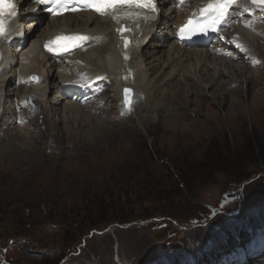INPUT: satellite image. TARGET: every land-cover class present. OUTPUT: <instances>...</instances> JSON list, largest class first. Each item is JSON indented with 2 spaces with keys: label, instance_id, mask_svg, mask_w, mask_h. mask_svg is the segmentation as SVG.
Segmentation results:
<instances>
[{
  "label": "rangeland",
  "instance_id": "374dc122",
  "mask_svg": "<svg viewBox=\"0 0 264 264\" xmlns=\"http://www.w3.org/2000/svg\"><path fill=\"white\" fill-rule=\"evenodd\" d=\"M263 30L245 46L250 56L224 37L226 58L243 65L217 81L160 80L158 90L169 87L152 96L161 109L151 114L152 132L123 111L115 83L107 98L117 110L93 112L103 118L94 122L116 126L104 133L60 105L36 118L20 83L1 109L0 264H46L66 252L62 264H264ZM218 38L208 49L222 47ZM158 42H150L154 57L143 56L147 70L160 62ZM177 85L184 89L169 96ZM91 90L76 96L98 107ZM16 125L33 138H9ZM95 222L110 223L88 227Z\"/></svg>",
  "mask_w": 264,
  "mask_h": 264
},
{
  "label": "bare ground",
  "instance_id": "6f19581e",
  "mask_svg": "<svg viewBox=\"0 0 264 264\" xmlns=\"http://www.w3.org/2000/svg\"><path fill=\"white\" fill-rule=\"evenodd\" d=\"M159 1L157 0V3ZM14 2L16 15L6 17L8 20L6 35L0 37V120L6 114L5 110L1 112L2 107L7 105L13 96H17L16 89L19 91L18 85L23 83V92L28 88L24 93V100H27L28 107L33 109L34 113L31 115L39 114L36 118L40 119L43 118L41 114H44V117L48 119V114H51L54 109L58 110L56 105H60L62 114L72 115L74 120L83 121L90 130H99L104 133L116 126L111 122H104L106 125H103V122H94L97 119L103 121V118L93 112L98 113L99 109H101V113L117 110L116 106L112 105L111 100L107 98L115 83L114 90L117 101L122 100V88L131 87L134 89L133 105L125 111L136 112L139 122L148 127L153 120L151 114L160 116L161 113V109L153 104L152 96H158L169 87L166 85L158 90L156 84L160 80H165V83L168 84V82L177 80L178 77L184 80L188 79L190 82H197L190 75L195 74L199 80L212 82L216 80L215 75L219 78L227 75L224 69L232 68L235 71L236 66L243 65L241 62L237 64L226 58L231 54L223 51V46H227V43L223 41L224 38L216 39V42L222 46L220 50L208 49L211 47L212 41L206 47L197 48L185 46L177 40L182 25L187 24L189 19H193L192 16L197 12L206 9L210 4H216L218 0H188L182 3L181 0H166L165 3L161 1L159 8L163 10L162 7L167 6L168 11H156L154 20L130 23L127 33L119 32L121 25L118 22L96 17L91 12L50 18L51 21H47L44 30L40 32L38 30L40 26H35L33 23L41 21L32 20L29 24L33 28V33L26 45L23 41L20 43L16 41L17 36L21 34V29H15V26L24 24L22 11L30 4V1L23 0L20 3L18 0H14ZM179 3H181L180 6H178ZM229 5L226 18L219 27V34L220 36H233L235 40L232 43H238L239 47H243L246 54L250 56L252 52L249 53L245 46L248 45L252 48L253 42L261 40L255 30L264 28V6L254 5L250 0H235ZM39 14L42 18L46 16L44 13ZM231 20H234L231 26L233 30H226L225 26ZM120 22H123L125 26L128 25L124 20ZM78 34L88 35L90 39L88 38L82 44L78 41H70V43L79 45L78 49L70 54L46 52L44 45L55 40L57 36ZM125 38L131 47L128 59H125L127 53L123 48ZM153 39L159 41L156 48H159V52H161L160 62L155 65L152 63V66L147 70L145 67L147 59L143 56L154 57L156 55V50L150 44ZM233 46L236 45L233 44ZM210 64H217L214 66V72L210 71ZM160 67L161 69L164 67L162 73L155 74ZM241 68L243 69V67ZM32 74L38 78L36 81L30 80ZM120 74H125L128 79H120ZM230 76L235 77L233 73ZM45 80H47V84H45ZM99 83L103 88L98 93L96 85ZM87 88L92 89L91 91L95 94L98 93L96 99L100 106L93 105L90 98L76 96L77 93ZM183 89L184 85H177V89L168 95L173 96ZM49 91L53 94L52 96L48 94ZM196 92H202L201 88ZM104 104L107 106L103 107ZM234 107H236L235 104ZM132 119L133 117H128L125 121L132 122ZM87 122H91L92 125ZM1 127L3 128V125L0 122V129ZM23 127V125H16L14 128L17 130L9 128L7 136L22 141L27 140L28 137L33 138L29 129L22 131ZM121 128L119 127V129ZM124 128L127 131L131 126ZM149 128H147V132H152ZM24 134L26 135L24 139L17 137V135L21 137Z\"/></svg>",
  "mask_w": 264,
  "mask_h": 264
},
{
  "label": "snow or ice",
  "instance_id": "6c2138e0",
  "mask_svg": "<svg viewBox=\"0 0 264 264\" xmlns=\"http://www.w3.org/2000/svg\"><path fill=\"white\" fill-rule=\"evenodd\" d=\"M36 3L44 5L47 3L55 2L57 5L60 4V0H35ZM183 0H181V3ZM235 0H218L216 4H210L208 8L204 9V12L210 13L211 18L205 19L203 22L189 19L186 25L180 28L181 37L191 36L197 34V32H206L209 28L215 29L217 25L221 24L225 20L227 9L230 3H234ZM254 4L264 3V0H252ZM4 5V0H0V37H5L6 35V17H14L15 12V2L14 0H8L7 6ZM89 8H93L96 12L100 14L111 13L113 17L117 20L121 18L119 14V9L127 7L128 12L124 13L125 15H130L132 18H139L140 13L133 12L132 9H147L152 14L145 16L147 20H154L156 18L155 13L157 11L155 0H88L85 5ZM49 11H52L49 8ZM120 31H124L121 29ZM88 37L72 35V36H57L55 40L49 41L44 45V47L52 53L65 52L68 51L70 46H79V45H69L62 44L61 41H85ZM129 46V41L125 38L124 47ZM125 59H128L125 55ZM33 79H38L33 77ZM131 92V89H124L125 93V103H130L128 99V94Z\"/></svg>",
  "mask_w": 264,
  "mask_h": 264
},
{
  "label": "trees",
  "instance_id": "16d2710c",
  "mask_svg": "<svg viewBox=\"0 0 264 264\" xmlns=\"http://www.w3.org/2000/svg\"><path fill=\"white\" fill-rule=\"evenodd\" d=\"M123 222H124V220H123ZM39 223V222H38ZM110 222H107V223H105L104 225H108ZM66 224V223H65ZM65 224H61V225H65ZM103 223H93V225L92 226H88V227H90V228H92V227H95V228H99L100 226H104V225H102ZM68 225V224H67ZM68 226H70V225H68ZM62 227V226H61ZM64 233V231H61L60 232V234H63ZM13 240H11V241H15L14 240V238H12ZM66 253H68V252H66ZM64 254V253H61V254H58V256L57 257H51V259H49V258H45V260H46V264H62L61 262L64 260V258L62 259V258H60L61 256H64V255H68V254ZM49 255H52V252H50L49 253ZM44 256H47L46 254L45 255H42V257H44Z\"/></svg>",
  "mask_w": 264,
  "mask_h": 264
},
{
  "label": "water",
  "instance_id": "95a60500",
  "mask_svg": "<svg viewBox=\"0 0 264 264\" xmlns=\"http://www.w3.org/2000/svg\"><path fill=\"white\" fill-rule=\"evenodd\" d=\"M264 5V3H260V5ZM131 89V92L128 94V99L130 101V103H125V93H124V89ZM134 89L131 88V87H124L122 89V101H123V104L126 108H130L132 106V102H133V99H134Z\"/></svg>",
  "mask_w": 264,
  "mask_h": 264
}]
</instances>
